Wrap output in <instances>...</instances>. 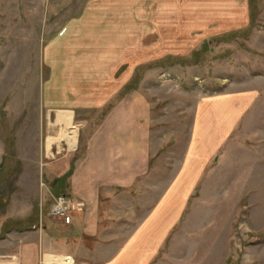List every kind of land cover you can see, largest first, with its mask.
<instances>
[{"label":"crops","instance_id":"obj_1","mask_svg":"<svg viewBox=\"0 0 264 264\" xmlns=\"http://www.w3.org/2000/svg\"><path fill=\"white\" fill-rule=\"evenodd\" d=\"M145 1L146 12L140 6L142 0H91L87 5V19L89 15L94 26H106L103 40L107 50L98 60L104 73H115L128 57L136 59L141 11L147 15L144 34L151 43L188 39L178 35L204 41L249 22L244 0H218L216 4L213 0ZM203 1L208 5H202ZM126 9L134 20L128 28L131 32L124 28ZM130 48L133 52L128 55ZM155 48L150 47L149 57L172 55ZM133 72L134 68L122 76L120 89ZM100 87L98 81L91 89ZM65 88L54 89L56 96H46L45 105L59 110L57 114L71 115L73 123L79 108L98 110L116 96L109 91L99 97L93 92L83 97V87L78 91ZM257 89L250 85L197 101L178 172L159 198L156 191L162 179L153 176V171L165 170L162 163L168 152L160 153L156 146L161 135L151 127L157 118L138 91L117 101L98 124L84 132L81 146L43 165L47 187H53L54 195L65 194L71 202L73 222L66 226L51 221L42 231H32L37 240L20 248V264H47L46 256L53 260L70 256L75 264H223L214 258L213 244L218 237L228 249L236 206L252 195L250 188L242 189L246 169L261 166L263 161L264 102ZM93 118L91 114L82 120L86 128L92 126ZM254 126L259 129L252 133ZM249 134L259 141L253 149L246 144ZM59 140L68 146L65 137L50 136L46 154L58 147L54 145ZM165 141L160 140V148ZM236 177L241 178L240 183ZM237 184L242 189L239 192L234 188ZM39 251L38 261L33 254Z\"/></svg>","mask_w":264,"mask_h":264},{"label":"rangeland","instance_id":"obj_2","mask_svg":"<svg viewBox=\"0 0 264 264\" xmlns=\"http://www.w3.org/2000/svg\"><path fill=\"white\" fill-rule=\"evenodd\" d=\"M90 1L0 0V235L5 222L30 224L37 210L44 211L39 218V231L44 224L54 221L49 210L55 193L53 187L45 184L42 168L45 163L71 150L59 140L54 145L58 147L46 154V139L58 135L66 138L75 128L78 148L84 132L91 130L100 122L101 115H106L117 101L132 95L133 91L140 92L150 104L152 115L157 118L151 128L161 135V139H156V146L160 153L168 152L162 163L165 170L153 171V176L155 173L157 179H162L156 191L157 198L178 172L193 123L194 108L201 97L253 85L262 92L264 102V0H244L249 21L245 26L204 41L178 35L188 39L166 43H151L149 36L144 34L147 32L144 31L147 29V1L142 0L140 6L145 12L140 9L142 30L140 49H134L136 59L126 58L111 75L98 68L102 65L98 60L107 50L103 40L106 26L102 23L94 26L90 22L92 17L87 15V19L85 16ZM201 4L208 5L205 1ZM127 10L125 20L130 25L125 24L126 32L134 21ZM153 46L159 53L161 49L172 55L149 57ZM131 52L132 48L128 55ZM194 52L198 55L194 56ZM149 59L153 61L148 62ZM184 59L189 62L182 64ZM132 68L133 75L130 74L126 85L136 75L139 80L134 90L126 92L118 83ZM79 70L83 72L79 73ZM66 71L72 74H66ZM98 81L103 87L91 89ZM58 87L70 91L83 87L80 90L83 97L89 92L99 97L109 91L116 92V96L98 110L79 108L74 123L71 115L60 116L64 112L58 113L55 121L59 110L47 108L45 103L46 96H56ZM165 106L166 112L163 111ZM91 114L94 115L92 126L86 128L82 120ZM258 129L254 126L252 133ZM245 138L250 149L258 146L257 138L250 134ZM163 139L166 141L160 148L159 142ZM261 148V166L253 164L252 168L246 169L242 189L250 188L252 195H247L236 206L235 230L230 233L228 249L218 237L213 244V256L216 260L221 259L223 264H264V145ZM234 180L240 183L241 178ZM234 188L237 192L242 190L240 184ZM37 229L6 233L0 239V263L20 264L18 252L25 245L36 242L32 231ZM33 255L38 261L41 258L40 251ZM59 258L62 257H56Z\"/></svg>","mask_w":264,"mask_h":264},{"label":"built area","instance_id":"obj_3","mask_svg":"<svg viewBox=\"0 0 264 264\" xmlns=\"http://www.w3.org/2000/svg\"><path fill=\"white\" fill-rule=\"evenodd\" d=\"M49 216L54 221L62 222V224L68 226L73 222V215L71 211V202L66 197V195H56L53 196V201L50 205ZM63 259V260H62ZM59 264H75V261L70 256L62 257ZM6 264V263H0Z\"/></svg>","mask_w":264,"mask_h":264},{"label":"trees","instance_id":"obj_4","mask_svg":"<svg viewBox=\"0 0 264 264\" xmlns=\"http://www.w3.org/2000/svg\"><path fill=\"white\" fill-rule=\"evenodd\" d=\"M194 56H197L198 53H193ZM173 63L175 62V60L172 61ZM189 60L188 59H184L181 61L182 64L188 63ZM139 77L134 78V80L132 82H130L128 85L125 86L124 91L128 92L130 90H134L136 88V84L138 83ZM44 211H42L43 213ZM41 212H39V210L35 211L33 214V218L30 224H24L21 223V221H7L5 222L3 225V229H2V234L0 235V239L4 238L5 234L12 231V230H17V231H24L26 229H37L38 227H40V222H39V218L42 214Z\"/></svg>","mask_w":264,"mask_h":264},{"label":"bare ground","instance_id":"obj_5","mask_svg":"<svg viewBox=\"0 0 264 264\" xmlns=\"http://www.w3.org/2000/svg\"><path fill=\"white\" fill-rule=\"evenodd\" d=\"M57 115H59V114H57ZM63 115H68V114H66V113L60 114V116H63ZM76 132H77V130L75 128H73L72 132H68L67 135H66V139L68 141L69 150H75L77 148V144H78L77 143V139H78L77 137H78V134ZM49 259L46 262L47 264H59L58 261L59 260L61 261L62 258L56 259L55 261H53L52 258H51L50 261H49Z\"/></svg>","mask_w":264,"mask_h":264}]
</instances>
